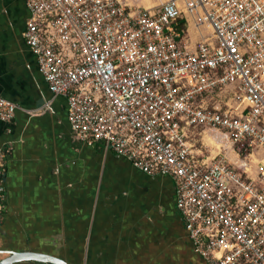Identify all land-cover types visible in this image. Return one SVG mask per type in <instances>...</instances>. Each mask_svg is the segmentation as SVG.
<instances>
[{
  "label": "built area",
  "instance_id": "2783aa9c",
  "mask_svg": "<svg viewBox=\"0 0 264 264\" xmlns=\"http://www.w3.org/2000/svg\"><path fill=\"white\" fill-rule=\"evenodd\" d=\"M25 3L24 40L74 137L170 177L208 264H264V0ZM18 108L0 95V118ZM6 168L0 151V209Z\"/></svg>",
  "mask_w": 264,
  "mask_h": 264
},
{
  "label": "crops",
  "instance_id": "0c3cea01",
  "mask_svg": "<svg viewBox=\"0 0 264 264\" xmlns=\"http://www.w3.org/2000/svg\"><path fill=\"white\" fill-rule=\"evenodd\" d=\"M27 16L25 0H0V95L19 106L10 122L0 118V261L33 252L68 264H208L188 237L170 177L74 137L66 98L49 90L24 40ZM196 34L191 25L192 42Z\"/></svg>",
  "mask_w": 264,
  "mask_h": 264
},
{
  "label": "water",
  "instance_id": "95a60500",
  "mask_svg": "<svg viewBox=\"0 0 264 264\" xmlns=\"http://www.w3.org/2000/svg\"><path fill=\"white\" fill-rule=\"evenodd\" d=\"M27 259H39L45 262L46 264H68L66 261L62 259H58L48 255H39L33 252L16 253V254L12 253L11 256L1 260L0 264H8L14 260H27Z\"/></svg>",
  "mask_w": 264,
  "mask_h": 264
},
{
  "label": "rangeland",
  "instance_id": "374dc122",
  "mask_svg": "<svg viewBox=\"0 0 264 264\" xmlns=\"http://www.w3.org/2000/svg\"><path fill=\"white\" fill-rule=\"evenodd\" d=\"M150 1L153 2V3L156 2L158 4V3H161L163 0H150ZM138 2L134 1V3L139 4ZM143 2L147 3L145 0H140V3H143ZM140 5H142V4H140ZM202 31L206 33L207 30L205 29V27H202ZM198 35H199V37H201V35L199 33L196 34L197 37H198ZM205 139L207 140V138H205ZM262 154H263L262 156L264 157V153H262Z\"/></svg>",
  "mask_w": 264,
  "mask_h": 264
},
{
  "label": "bare ground",
  "instance_id": "6f19581e",
  "mask_svg": "<svg viewBox=\"0 0 264 264\" xmlns=\"http://www.w3.org/2000/svg\"><path fill=\"white\" fill-rule=\"evenodd\" d=\"M127 1H129V2H131V3H134V1H137V2L139 1L138 3H139V4H142V3H140V0H127ZM145 1L147 2V4H150V5L152 4V2H151L150 0H145ZM142 5H143V4H142ZM152 6H153V5H152Z\"/></svg>",
  "mask_w": 264,
  "mask_h": 264
}]
</instances>
